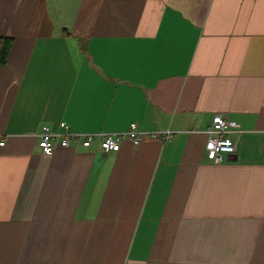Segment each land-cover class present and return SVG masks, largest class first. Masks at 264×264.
Here are the masks:
<instances>
[{"label": "crops", "instance_id": "1", "mask_svg": "<svg viewBox=\"0 0 264 264\" xmlns=\"http://www.w3.org/2000/svg\"><path fill=\"white\" fill-rule=\"evenodd\" d=\"M0 34V264H264V0H0ZM61 122L173 135L45 155Z\"/></svg>", "mask_w": 264, "mask_h": 264}, {"label": "built area", "instance_id": "2", "mask_svg": "<svg viewBox=\"0 0 264 264\" xmlns=\"http://www.w3.org/2000/svg\"><path fill=\"white\" fill-rule=\"evenodd\" d=\"M61 131H54L51 126L43 125L38 134V145L45 155H51L57 144L68 148L73 142H79L83 147L90 148L97 145L105 152H117L121 148L124 138H128L135 146H139L145 139H158L162 142L169 140L173 131L156 130L146 132L140 129L138 123L133 122L125 132H74L66 122L60 123ZM207 137L206 153L215 165L224 163L227 157L236 154L237 143L233 140V134L239 136L243 133L241 125L229 119L224 114L214 115L211 124L204 131ZM4 141L0 144L4 145Z\"/></svg>", "mask_w": 264, "mask_h": 264}, {"label": "trees", "instance_id": "3", "mask_svg": "<svg viewBox=\"0 0 264 264\" xmlns=\"http://www.w3.org/2000/svg\"><path fill=\"white\" fill-rule=\"evenodd\" d=\"M12 44L13 40L11 38L0 34V65L7 62Z\"/></svg>", "mask_w": 264, "mask_h": 264}]
</instances>
